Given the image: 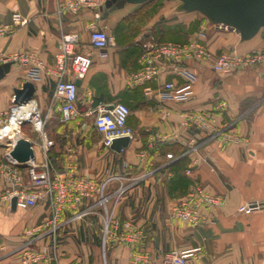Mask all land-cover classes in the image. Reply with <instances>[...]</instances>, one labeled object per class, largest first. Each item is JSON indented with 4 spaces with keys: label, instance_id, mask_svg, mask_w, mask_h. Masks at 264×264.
I'll return each instance as SVG.
<instances>
[{
    "label": "crops",
    "instance_id": "1",
    "mask_svg": "<svg viewBox=\"0 0 264 264\" xmlns=\"http://www.w3.org/2000/svg\"><path fill=\"white\" fill-rule=\"evenodd\" d=\"M64 1L0 0V25L10 24L15 12L28 20L0 37V55L10 58L32 51L43 64L33 80L27 65L9 61V71L0 79V116L13 105L14 88L26 81L34 85L32 100L44 117V135L23 133L24 124L20 127V136L33 147V163H43L46 153L51 173L66 168L96 183L112 176L106 186L108 212L117 224L130 220L143 232L138 248L148 256L145 264H163L169 254L181 250H197L190 264H264V63L223 74L201 64L163 60L154 80H131L140 67L137 60L144 42L198 41L213 54L231 48L244 54L264 49V26L244 37L219 28L218 22L186 8L182 0L127 1L115 8L120 0H105L99 6L101 24L113 45L104 58L92 50L90 68L76 80L79 114L61 122L59 102L52 96L57 43L62 32L76 33L79 50H89L86 24L93 11L84 8L59 15ZM165 81L176 88L188 84L191 92L185 98H163L160 89ZM115 102L128 106L127 125L133 131L128 145L118 152L102 147L93 116L86 115L99 104ZM184 112L209 114L214 127H226L231 139L211 138L202 128L186 130ZM6 131L14 134L8 126L0 132ZM190 136L198 149L184 154ZM9 142L0 141V191L8 185L3 166L26 178L28 164L20 167L7 156ZM195 183L222 198L219 205L202 210L206 222L199 225L170 216V208ZM251 200L262 206L249 214L238 212L240 204ZM86 207L90 211L82 219L59 229L56 260L50 264H125L127 244L107 241L103 256L100 208L84 200L79 208ZM70 214L65 212L63 219ZM49 216L45 196L27 210L0 206V264H21L16 247L23 232L44 224Z\"/></svg>",
    "mask_w": 264,
    "mask_h": 264
},
{
    "label": "built area",
    "instance_id": "2",
    "mask_svg": "<svg viewBox=\"0 0 264 264\" xmlns=\"http://www.w3.org/2000/svg\"><path fill=\"white\" fill-rule=\"evenodd\" d=\"M105 0H65L58 6L57 13L62 15L64 11L78 12L81 9H92V17L86 24L89 33V50H79L80 39L78 34L62 32L57 43L55 55L57 81L52 93L58 104L59 118L61 122H68L76 119L77 110V84L76 80L84 77L93 62V52L100 58L108 54L109 48L113 45V38L107 33L106 27L101 24V13L99 6ZM27 18L15 12L11 14V23L0 25V37L13 33L15 26H23ZM219 28H230L228 25L219 23ZM235 31V30H234ZM170 60L172 62L194 63L208 66L214 72L227 74L239 68L264 63V49L244 54L238 53L234 48L220 54H213L205 45L198 41L190 42H144L141 46V53L138 57L140 67L131 74V80L145 83L154 80L159 72V62ZM19 62L28 66V75L36 79L43 68L42 61L32 51L13 53L10 58L0 55V64L5 62ZM150 90L146 87V91ZM163 98H185L191 91L188 84L176 88L172 81H165L161 87ZM32 101V99L30 100ZM28 101V102H30ZM27 102V103H28ZM26 104V103H25ZM23 104H13L6 116H0V131L10 122L13 111ZM108 106L97 105L86 115L93 116V126L100 134V141L103 148L109 149L115 138L133 135L132 129L127 125L130 114L128 106L122 102H115ZM186 130L204 129L211 138H218L222 141L231 139L226 127L216 129L209 114L199 112L183 113ZM26 121H29L35 131H42L44 122L39 115V109L34 102L32 112ZM21 122L18 123L16 136L20 135ZM39 126L40 129L36 127ZM8 132H0V141H12V135ZM43 134V133H42ZM44 135V134H43ZM15 136V137H16ZM188 148L184 154L195 152L198 144L192 136L189 137ZM48 142L44 141L46 150ZM45 161L41 164L28 162L26 167V178L24 180L13 170H7L8 185L0 191V206L10 204L15 198V207L27 210L38 203V200L45 196L50 206L48 220L34 228H27L23 232V238L16 247L21 264H50L56 260L59 229L77 219H82L90 207L79 208L84 200H89L100 208L102 217L101 247L104 256L105 243L107 241L127 244L130 248L125 264H145L148 256L138 248L143 237V232L136 228L132 221L125 220L117 224L107 209L106 186L113 178L112 176L101 182H94L92 179L77 175L75 172L63 168L57 173H51L44 153ZM170 157V155L168 156ZM14 162V161H13ZM15 163V162H14ZM127 164L124 163V167ZM123 188L119 191L122 192ZM222 198L210 193L199 184H193L192 188L181 200L170 208V216L191 225H199L206 222L202 210L219 205ZM262 206L261 202L251 200L240 204L238 212L249 214ZM70 212V216L63 219V214ZM44 239H47L45 242ZM197 250H181L169 254L163 264H190L191 257H195ZM78 264V263H77Z\"/></svg>",
    "mask_w": 264,
    "mask_h": 264
},
{
    "label": "water",
    "instance_id": "3",
    "mask_svg": "<svg viewBox=\"0 0 264 264\" xmlns=\"http://www.w3.org/2000/svg\"><path fill=\"white\" fill-rule=\"evenodd\" d=\"M143 3L148 0H120L115 6H121L125 2ZM186 8L198 9L216 22L228 25L244 37L254 34L264 26V0H182ZM107 11L102 15L105 16ZM10 62L0 64V79L9 71ZM34 85L30 81L24 82L19 88L13 90V104H25L32 99ZM110 107V106H108ZM23 120L21 124L25 123ZM129 143V137L115 138L110 148L120 151ZM7 152L9 159L20 167H26L28 162L34 160V151L28 139L17 135L9 142ZM10 206L15 209V198L11 199Z\"/></svg>",
    "mask_w": 264,
    "mask_h": 264
},
{
    "label": "bare ground",
    "instance_id": "4",
    "mask_svg": "<svg viewBox=\"0 0 264 264\" xmlns=\"http://www.w3.org/2000/svg\"><path fill=\"white\" fill-rule=\"evenodd\" d=\"M33 105L34 101L32 100L26 104L16 107L13 111L10 122L6 126L16 131L19 121L27 120V118L29 117L30 113L32 112ZM36 128L40 129L39 126H37ZM15 136L13 138H15Z\"/></svg>",
    "mask_w": 264,
    "mask_h": 264
},
{
    "label": "rangeland",
    "instance_id": "5",
    "mask_svg": "<svg viewBox=\"0 0 264 264\" xmlns=\"http://www.w3.org/2000/svg\"><path fill=\"white\" fill-rule=\"evenodd\" d=\"M218 23H220V22H218ZM39 115H40L41 120L44 122V124H43V128H42V131H40V132L35 131L34 128L32 127V125H31V123H30L29 121H26L25 123H23L24 125L22 126L21 131H22L23 133H27V134H29V133H30V134L33 133V134H35V135H36V133H37V134H42V133L44 132V130H45V121H44V117H43V115H42V112H41L40 110H39ZM87 125L90 126V128L92 127V124L90 123V121L87 122ZM15 134H16V131H14V134H13L12 136L14 137Z\"/></svg>",
    "mask_w": 264,
    "mask_h": 264
}]
</instances>
